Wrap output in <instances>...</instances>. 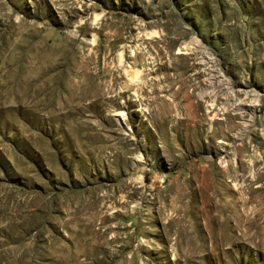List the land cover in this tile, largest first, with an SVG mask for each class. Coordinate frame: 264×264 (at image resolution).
Segmentation results:
<instances>
[{"label":"rangeland","instance_id":"rangeland-1","mask_svg":"<svg viewBox=\"0 0 264 264\" xmlns=\"http://www.w3.org/2000/svg\"><path fill=\"white\" fill-rule=\"evenodd\" d=\"M0 264H264V0H0Z\"/></svg>","mask_w":264,"mask_h":264},{"label":"bare ground","instance_id":"bare-ground-1","mask_svg":"<svg viewBox=\"0 0 264 264\" xmlns=\"http://www.w3.org/2000/svg\"><path fill=\"white\" fill-rule=\"evenodd\" d=\"M134 79H136V82H138L139 80H140V76H139V71H136L135 73H134V75L133 76H131V79H130V81H135ZM83 82V81H82ZM89 83V82H88ZM140 84V83H139ZM92 85V84H91ZM92 87V86H91ZM111 87V86H110ZM89 96V95H88Z\"/></svg>","mask_w":264,"mask_h":264}]
</instances>
